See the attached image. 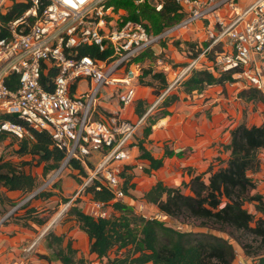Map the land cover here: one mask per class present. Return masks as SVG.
<instances>
[{
    "label": "built area",
    "instance_id": "1",
    "mask_svg": "<svg viewBox=\"0 0 264 264\" xmlns=\"http://www.w3.org/2000/svg\"><path fill=\"white\" fill-rule=\"evenodd\" d=\"M23 1L28 7L8 21V35L0 38V133L32 139L30 129L45 131L65 153L55 175L73 161L83 168L59 215L85 199V213L95 219L109 218L112 203L123 201L140 217L171 226L169 215L152 211V204L123 190L121 163L129 158L136 131L148 113L197 68L211 67L217 75L231 72L233 78L245 80L244 88L264 93V0H174L184 16L157 34L142 21L126 18L125 9L109 0ZM131 1L136 9L148 3L157 11L163 4ZM12 2L0 0V13L5 14ZM196 22L201 23L207 44L179 68L148 112L128 117L127 111L139 99L143 64L138 57L167 37L178 39L180 30ZM221 44L225 47L218 49ZM84 46L110 53L104 57L80 54L78 49ZM153 54L157 55L155 50ZM156 62L163 63L160 58ZM104 99H115L117 108L104 107ZM6 115L22 123L1 117ZM135 166L140 171L145 168L139 162ZM73 170L78 173L80 168ZM90 187L107 189L112 200L86 199ZM171 227L188 230L183 225Z\"/></svg>",
    "mask_w": 264,
    "mask_h": 264
},
{
    "label": "trees",
    "instance_id": "2",
    "mask_svg": "<svg viewBox=\"0 0 264 264\" xmlns=\"http://www.w3.org/2000/svg\"><path fill=\"white\" fill-rule=\"evenodd\" d=\"M12 1L7 12L5 14L0 13V38L8 35L6 27L8 21L20 16L28 7V4L23 0ZM160 1L163 4L159 11L148 3L140 5L136 9L131 0H109L108 3L113 4L116 8L125 9L126 18L139 21L145 19L150 25V27L145 25L148 30L150 28L154 34H157L176 24L184 16L174 0ZM78 51L80 54L100 57L110 53L109 50L98 53L96 47L89 46L81 47ZM148 54L146 51L138 58L141 60ZM149 74L153 79H160L162 82L161 89L156 92V95H159L167 87L168 74L161 70H153V67L144 69L141 73L142 76ZM51 75L50 72L48 77ZM11 79L16 83L15 76ZM234 80L231 72L220 73L215 76L209 68L201 67L193 70L180 85L183 86L185 93L190 94L194 91L200 93L208 86L223 85L225 82H233ZM237 96L245 101H259L264 104V93L255 88L242 89ZM176 99H178L177 95H167L163 99V106L167 108ZM136 103V115L142 117L146 113V109L140 107L141 99H137ZM168 114L169 111L165 109L158 117L150 119L148 127L145 129V135L147 136L151 132V126L159 118ZM1 117L22 123L10 115ZM147 118L148 116L145 117V120ZM29 132L32 139L15 137L19 146L15 150V154L21 162L15 163L0 156V187L9 191H21L26 196L34 192L38 184V177L26 172L22 165L44 163L43 173L46 175L59 168L65 157L64 151L56 147L47 132L31 129ZM230 134L226 165L211 173L208 182H205L202 174L192 176L186 184L193 195H185L178 187L165 186L158 181L144 194V199L148 203L156 205L159 211L170 217L175 218L180 212L187 210L192 215L212 218L217 223L230 224L236 229L249 227L253 215L243 207L242 196L254 187L247 171L259 166L257 154L261 149H264V125L247 126L241 122L231 130ZM7 137L9 134L0 133V141ZM137 146L140 151L139 157L149 161L147 172L151 169H158L163 163V157H169L174 153L165 149L163 156L157 159L144 147L142 142L138 143ZM25 157H30V160L22 161L25 160ZM69 166L73 169L78 167L84 173L83 168L76 161L70 162ZM127 175L125 172L122 173L125 179L123 190L129 193L134 184L130 182L131 175ZM237 188L239 191L234 194V190ZM88 191L95 200L104 202L112 200L111 193L105 188L95 190L90 187ZM53 194L52 192L40 191L23 203L18 211L27 207L31 199H46ZM3 197L4 195L0 192L1 203ZM222 197L226 198V202L221 206ZM249 199L257 202L256 209L261 210L264 215V194H254ZM6 201L12 203L8 198ZM77 202L76 205L69 207L67 215L70 218L68 219L75 220L78 228L87 234L89 253L95 254L99 259H107L108 264H235L233 239L228 234L222 236L211 232H194L189 229L178 231L156 219L136 217L132 213V206L123 201L112 203L113 214L109 218L95 219L85 213ZM117 211L120 212L119 216L115 215ZM39 217L41 216L37 209H28L19 217L14 218L20 219L22 224L31 221L40 227L45 224V219ZM263 226L264 218L260 217L255 228L252 229L264 241ZM45 238L48 247L53 249L56 258L62 264L91 263L89 259L83 256L77 257V250L72 247L71 241L64 245L62 235L47 231ZM121 249L125 250L121 251ZM112 250H117L113 257L110 256ZM42 256L48 259V255ZM257 264H264V253L258 257Z\"/></svg>",
    "mask_w": 264,
    "mask_h": 264
},
{
    "label": "crops",
    "instance_id": "3",
    "mask_svg": "<svg viewBox=\"0 0 264 264\" xmlns=\"http://www.w3.org/2000/svg\"><path fill=\"white\" fill-rule=\"evenodd\" d=\"M179 35L178 39L180 41L197 42L200 47L207 44L200 22L194 23L186 28L184 33L181 32ZM224 47L225 45L221 44L217 48L222 49ZM168 49H174V47L169 45ZM157 52L160 53L161 49ZM175 55L181 57L177 51L172 53V56ZM146 57L141 59L142 64L145 63ZM151 64L153 65V63ZM262 64L264 67V58L262 59ZM206 67L213 72L211 67ZM213 74L217 75L215 72ZM227 86L212 85L200 93L195 92V95L193 94L192 96L176 94L178 99L166 108L169 114L159 118L146 137L140 135L144 147L154 158H161L165 149L174 152L169 157H163L162 165L156 170H149L151 174H145L146 178L141 176V171L135 166V163L139 162L147 169L149 168V161L139 157L140 151L138 146L133 144V141L129 149V158L121 163L124 172L128 175L131 174L130 182L134 186L129 192L132 198L143 196L144 199V194L158 181L166 186H176L178 182H181L180 178L188 177L184 169L188 168L191 173L197 174L206 169L215 154H219L217 146H212V142L219 139L221 135L225 137L229 135V132L231 133L230 129L235 125L232 124L234 120L232 119L233 114H238L237 125L243 122H240L241 109L236 112L235 107H233V104H236L233 99L237 98V96H232L234 93L229 91ZM147 90H150V86H140L138 83L139 99L147 96ZM102 105L112 110L117 108L115 99H104ZM127 115L131 119L138 117L132 107L127 111ZM134 175L137 176L133 177ZM182 175L184 176L182 177ZM77 183L78 179L69 177V179L62 181L61 186L58 190L55 189V192L63 197H68L75 190ZM0 192L4 195L2 202L4 205L7 204L6 198L10 199L12 203L16 202L17 206H21L29 200H26L29 195H23L18 190L9 191L0 187ZM89 196L86 195L85 198L87 199ZM51 199L52 197L31 199L27 207L15 213V217L25 213L28 209L40 211L49 208ZM77 204L85 211L87 205L85 199L78 200ZM43 206L45 208H42ZM2 218L0 217V220ZM20 221V219L14 218V220L0 222V264H62L56 258L53 249L48 247V242L45 238L47 231L62 235L64 237V245L71 241L72 247L77 250V257L83 256L89 259L91 261L90 264H108L106 259H99L95 254L89 253V238L86 233L78 228L73 219L62 218L49 230L48 228L52 225V222L45 228L43 226L39 228L34 222L27 221V224H22ZM35 239H38L37 245L28 250L27 248ZM44 254L48 255V259L42 256Z\"/></svg>",
    "mask_w": 264,
    "mask_h": 264
},
{
    "label": "rangeland",
    "instance_id": "4",
    "mask_svg": "<svg viewBox=\"0 0 264 264\" xmlns=\"http://www.w3.org/2000/svg\"><path fill=\"white\" fill-rule=\"evenodd\" d=\"M140 21H142L144 25H149V23L145 19H141ZM149 30L150 32H152L150 28ZM181 32L184 33L185 29L180 30L179 33ZM184 36L186 37L185 34ZM169 45L170 47H174V49H168ZM199 47L200 46L197 42L192 43L190 41L188 42L180 41L179 39L167 37L165 40L161 41L157 46L154 47V50L159 56L153 54L154 50L147 51L149 54L147 55L145 63L143 64L144 65L143 70L148 69L150 67H153V70L154 69L162 70L168 74V80H169L168 82H171L172 77L179 70V68L185 63V60L189 59L190 57L195 56L200 51ZM159 49H161L160 53L157 52ZM174 51H177L181 57H178L176 55L172 56V53H174ZM208 57L209 58L213 57V53H210ZM157 58L162 59L163 63L158 64L156 62ZM151 63H153V65ZM262 71H263L262 74L264 76V67ZM234 79L235 80L233 82H225L221 86L224 87L225 85H228L227 86L228 90L234 93L232 96L235 97V95L237 96L240 90L245 89L243 87V85L245 84V80L242 77H234ZM138 83L140 86H150V90H147L148 91L147 96H145L144 98L143 97L140 98L142 101V103L140 104V107L142 109H146V112H148L150 107H152V105L155 104V101L157 98L156 92L159 89H161L162 82L160 79H153L151 77V74H149L146 76L140 75L138 78ZM183 89L184 88L182 85H178L175 88H173L171 93H169L168 95H176V94L182 95L183 94L184 96L186 95L192 96L195 93L194 91L190 94H187L183 91ZM233 101L236 102V104H233V107H235L236 112H238L239 109H241L242 114L240 117V122L243 121V123L247 124L248 126L261 125V124L264 125V104L263 103L259 101H245L238 96L237 98H234ZM136 105L137 103L135 102L132 106V109L135 114H136L135 112ZM165 109L166 108L163 106V100H160V102H158L153 107V109L148 113L147 120H144V122L140 125V127L136 131V134L133 139L134 145H138V143L143 142V140L140 138V135H143L146 137L145 129L146 127H148L149 120L158 117ZM232 119H234L232 124H235V125L232 126L230 131L237 126L238 114L234 113L232 116ZM155 125H156V122L155 124L151 126V128ZM229 142H230V132H229V135L225 137L221 135L219 139H216L212 142V146H217V150L219 154L218 155L215 154L212 157L210 164L206 167L205 170L197 173V174H202V178L205 180V182H208V177L210 176L211 173L216 171L218 168L224 167L226 165V161L228 158L227 145L229 144ZM18 148L19 146H18L17 139L9 135V137L4 138L3 140L0 141V156H2V158L5 160L8 159L15 163H19L21 162V160L19 159L17 154H15V150ZM257 156L259 158V166L257 168L250 169L247 171V175L249 176L252 183L254 184V187L252 189H249L248 192H246L242 196L243 207L253 215V219L249 227L236 229L230 224L222 225L220 223H217L212 218H203L200 216L192 215L187 210H183L175 218L171 217L172 223H170V225L171 226L183 225L184 227H186V229L192 230L194 232H200V233L211 232V233H215V234L222 235V236H226L228 234L233 239L232 242H233V247L235 251L234 263L235 264H242V263L243 264H257L258 257L264 253V241L261 239V236L257 232L253 231L252 228H255L256 222L258 221V219L260 217L264 218V215L262 214L261 210L256 209L257 202L252 199H249V197H251L254 194H261V195L264 194V149H261L258 152ZM24 159L25 160H22V161H27V160H30V157H25ZM43 166H44V163H36V164L32 163L31 165L29 164L22 165V167L24 168L26 172H29L35 175L36 177H38V184H37V187L34 189V191L39 189L38 192L44 191V192L54 193L51 196L52 199H51L49 208L39 211V214L41 216L39 218L45 219V224L42 225L44 228L49 223L52 222V225L48 228L49 230L52 228V226L55 223H57L62 218H65V219L70 218V216L67 215L69 207L59 215L61 205L67 201V198L69 196L63 197L62 195H58L57 192H55V189L56 190L59 189L63 180L69 179V177H75L76 179H78V176L83 175V172L79 170V172L77 173L75 172V170H73L72 167H70L69 165H66L64 166V168L60 171L58 175H55V173L59 171L60 167L44 175ZM184 170H186L188 177H185L184 179L180 178L181 182L180 183L178 182V184L173 187H178L180 191L185 195H193V193L190 191L186 183L190 181L192 176L197 175V174H194V172L191 173V170L188 168ZM140 173H141V176H144V177H145V174L147 175L151 174L150 172L149 173L146 172V168H143V170ZM136 176L137 175H134L133 177H136ZM183 176L184 175H182V177ZM238 191H239L238 188L235 189L234 194L237 193ZM90 196H92L91 193H90ZM135 197L143 198V196H135ZM225 202H226V198L222 197L221 206L224 205ZM16 206H17L16 202L7 203L5 205L1 203L0 204V217L2 218L3 216H5L8 212L13 210ZM18 208L16 210L14 209L12 213L9 216H7L2 222H5L7 220L8 221L14 220L15 213H18ZM42 208H45V206H43ZM151 208H152V211H156V209H158L156 205H152ZM132 213L136 217H139V215L136 214L134 211H132ZM132 213L130 214L131 216H132ZM115 215L119 216L120 212L117 211ZM42 226L40 227L42 228ZM262 228L264 229V226ZM124 250L125 249H121V251H124ZM116 251L117 250H112L110 253V256L113 257Z\"/></svg>",
    "mask_w": 264,
    "mask_h": 264
},
{
    "label": "water",
    "instance_id": "5",
    "mask_svg": "<svg viewBox=\"0 0 264 264\" xmlns=\"http://www.w3.org/2000/svg\"><path fill=\"white\" fill-rule=\"evenodd\" d=\"M39 191V189L38 190H36V191H34L33 193H31L30 195H29V197H27L26 198V200H28V199H30L32 196H34L37 192ZM19 206H16L14 209L16 210L17 208H18ZM13 209V210H14ZM13 210H11L10 212H8L1 220H0V222H2L7 216H9L11 213H12V211Z\"/></svg>",
    "mask_w": 264,
    "mask_h": 264
}]
</instances>
